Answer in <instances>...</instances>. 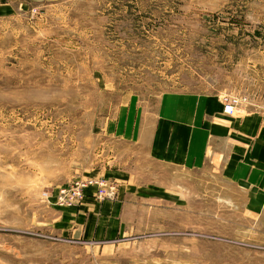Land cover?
I'll return each mask as SVG.
<instances>
[{"label":"rangeland","instance_id":"1","mask_svg":"<svg viewBox=\"0 0 264 264\" xmlns=\"http://www.w3.org/2000/svg\"><path fill=\"white\" fill-rule=\"evenodd\" d=\"M173 93L264 112V0H0V264H264L254 192L143 147Z\"/></svg>","mask_w":264,"mask_h":264},{"label":"crops","instance_id":"2","mask_svg":"<svg viewBox=\"0 0 264 264\" xmlns=\"http://www.w3.org/2000/svg\"><path fill=\"white\" fill-rule=\"evenodd\" d=\"M133 134V133H132ZM140 140L152 159L188 169L211 166L254 192L264 208V112L226 115L215 96L165 95L156 121ZM134 136V135H133Z\"/></svg>","mask_w":264,"mask_h":264},{"label":"built area","instance_id":"3","mask_svg":"<svg viewBox=\"0 0 264 264\" xmlns=\"http://www.w3.org/2000/svg\"><path fill=\"white\" fill-rule=\"evenodd\" d=\"M224 113L226 115L232 116L236 114L237 109L246 102L245 98H225L224 99ZM105 184L99 181H93V180H86L84 182H77L76 186L71 188L72 194L71 196L65 195L67 190L64 189V191L59 194L58 197V203L61 204H67V205H74L81 197L83 192L89 188H95L98 193L102 194L105 189Z\"/></svg>","mask_w":264,"mask_h":264}]
</instances>
